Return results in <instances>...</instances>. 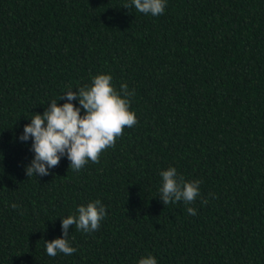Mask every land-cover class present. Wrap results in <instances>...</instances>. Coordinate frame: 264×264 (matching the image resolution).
Segmentation results:
<instances>
[{"label":"trees","instance_id":"1","mask_svg":"<svg viewBox=\"0 0 264 264\" xmlns=\"http://www.w3.org/2000/svg\"><path fill=\"white\" fill-rule=\"evenodd\" d=\"M130 2L0 0V264H264V0ZM101 73L134 90L137 123L98 163L28 177L24 126ZM170 167L201 181L194 202H162ZM97 199L99 229L70 226L77 251L48 256Z\"/></svg>","mask_w":264,"mask_h":264},{"label":"clouds","instance_id":"2","mask_svg":"<svg viewBox=\"0 0 264 264\" xmlns=\"http://www.w3.org/2000/svg\"><path fill=\"white\" fill-rule=\"evenodd\" d=\"M166 3L167 0H131L123 7L130 9L134 6L140 13L159 16L163 14ZM133 95L134 90L129 91L126 83L118 91L114 87L113 76L101 73L93 77L91 85H84L75 91L69 88L64 92L59 100L66 99L67 102L62 105L52 100L42 115L37 113L31 117V123L24 126L20 136L22 142L32 139L31 150L35 154L26 166L27 176L48 175L49 170L58 166L65 155L74 171L81 170L89 161L98 163L101 154L115 146L124 129L137 123L136 113L130 110V97ZM75 100H79V106L73 103ZM160 176L159 196L165 205L179 201L190 204L200 194L201 181H185L175 167L162 171ZM187 211L190 215L197 214L192 207ZM106 216L107 210L98 199L86 206L80 205L76 214L63 218V236L46 241L47 255L55 257L58 253H75L77 249L68 240L70 226L75 225L85 233L94 232ZM138 264H157V258L148 255L141 258Z\"/></svg>","mask_w":264,"mask_h":264}]
</instances>
